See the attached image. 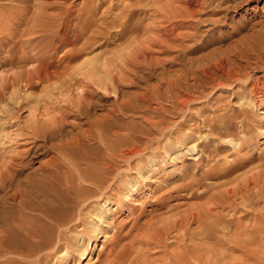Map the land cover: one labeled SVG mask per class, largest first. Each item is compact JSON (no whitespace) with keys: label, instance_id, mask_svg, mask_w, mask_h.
Returning <instances> with one entry per match:
<instances>
[{"label":"rangeland","instance_id":"rangeland-1","mask_svg":"<svg viewBox=\"0 0 264 264\" xmlns=\"http://www.w3.org/2000/svg\"><path fill=\"white\" fill-rule=\"evenodd\" d=\"M185 1L189 0H0V131L6 136L3 139L5 144L0 143V162H3L1 158H4L6 152L17 154L21 149L29 148V145L18 144L13 140L17 133L23 134L21 139L26 140L29 134L27 127L34 120L41 119L46 112L63 111L66 106L77 102V88L87 81L82 77L72 79L66 74L78 71L77 68L83 64L82 55L87 57L86 61L92 60L95 66L110 72L119 80L116 94H107L99 89L102 98L98 113L100 110L106 112L116 102L127 101L132 109L120 114V122L124 128L131 129L133 142L142 150H139L141 156L133 155L130 162L125 158H118L117 171L122 173V177L133 174V171H137L139 160L147 156V164V159L152 158V154L156 158V163L151 165L150 174L137 181L134 194L123 188L120 180L115 182V186H109L106 195L110 197V205L112 208L118 205V209L111 214L113 222L108 227V233L112 236L104 242V237H99L96 245L94 244L96 250L93 249L88 260H82L81 264H118L116 259L124 252L135 253L137 250L141 253L137 251L135 256L141 263L135 264H264L263 199L255 196L257 205L254 209H246L240 199L233 205L211 206L212 195L222 189H210L201 194L199 191L205 185H217L244 174L252 166H257L258 157L264 155V137L260 130L261 127L264 129V119L259 118L264 114L261 112L264 110V103L259 105L258 110H254L249 120L236 117V113L239 114L242 109V101L239 100L242 95H249L253 89L264 92V0H234L239 5L226 12L227 15H222L223 22L214 27V31H207L209 25L206 23L197 24L201 39L208 41L201 43L197 54L190 56L196 57L194 66L180 48L183 45L182 37L188 33L192 22ZM211 33H214L213 37H204ZM71 48L75 55L71 53L69 58L60 57L65 50ZM144 53L149 54L145 59L152 57L158 64L151 67L141 64L142 58L138 60V57ZM167 60H172L168 64L172 65L169 69L166 67L168 65H164ZM223 61L228 62L224 65L228 72L233 74L237 70L243 79L231 87L225 85L214 88L210 77L215 75L222 78L224 72L217 69V64L221 65ZM131 62L140 63L136 71H133ZM42 65L49 68L50 72L58 71V76H65L59 79L49 77L48 80L40 78L37 71ZM33 72L35 73L31 78ZM183 72L190 79L188 85H192L194 80L191 81V78H195L193 76L197 77L195 88L190 86L191 92L198 95L197 101L183 106L181 103L185 96L181 95L182 98L179 97L178 101L180 104L176 106L166 82L177 79ZM156 86H159L157 92L151 91ZM179 87L181 91L183 89L187 92L186 84L181 83ZM146 92L148 98L143 97ZM257 100L259 101L258 98ZM179 105L183 107L180 108ZM143 114L159 123V128L158 124L155 125L157 129L149 125L141 116ZM230 118L232 119L229 121ZM77 121L69 119L71 130H77L73 128ZM170 121L175 128L168 125ZM78 124H82V121ZM220 126L222 130H218ZM163 127L167 130V135L166 130H162ZM156 130L161 133L158 135ZM171 131L174 132L171 133L172 136L169 134ZM184 133L188 135V142L175 147L169 157L166 149L170 148V142L178 139L182 141ZM119 134L123 136L129 134V131L120 130ZM199 134L208 135L209 139H198ZM169 136L173 139L170 142ZM226 137L242 141L241 147L233 148ZM240 137L243 139H239ZM251 138H255L252 145L246 146L244 142ZM165 140L167 144L161 143ZM195 141L198 143L197 149L186 151ZM201 147H204V153ZM181 150L188 153L184 154ZM180 151L181 154H178ZM53 155L56 156L55 152L40 156L39 162L32 163V170H37L40 161L44 162ZM128 167L131 169L128 170ZM35 175L37 184L31 188L26 199L32 208L26 210V213L32 217L38 214L35 209L39 205L46 204L48 207L51 202L62 200L58 186L41 174H37V177ZM152 178L155 182H151ZM261 183L263 185V180ZM252 192L256 194V190ZM97 195L99 193L92 197ZM111 198L116 203H112ZM91 205L92 203L87 204L84 212L82 211L85 220V224L81 225L83 230L79 226L67 231L66 237L73 240V243L88 229V220L91 211H94ZM4 211L17 217L19 207L10 205ZM191 215H195L199 221L194 220ZM173 219L183 221L182 226L172 228ZM167 222L169 223L166 224ZM206 223H214L215 227L205 228ZM17 238L23 240L21 234ZM73 247L67 250L61 247L55 258H50L46 264L58 263L66 251H71L70 254L74 255ZM72 260L73 257H70L68 264L75 263ZM94 260L96 261L93 263Z\"/></svg>","mask_w":264,"mask_h":264},{"label":"bare ground","instance_id":"bare-ground-1","mask_svg":"<svg viewBox=\"0 0 264 264\" xmlns=\"http://www.w3.org/2000/svg\"><path fill=\"white\" fill-rule=\"evenodd\" d=\"M233 1L234 0H189V1H185V3L187 4V9H188V16L190 17V19H192V22H191V27L188 30V33L182 37L183 45H181L180 48L182 49L183 54H185V57H188L191 59V63H192L191 65L194 66L195 61H197V60L195 59L196 58L195 56H194V58H192L190 56L193 54L194 55L197 54L199 47L203 43H206L208 41L205 39L203 41L202 40L203 38L201 39L200 29L198 28L197 24H199L201 22L206 23L209 25L207 28V31H211V30L214 31V27H216L217 25L220 26L222 24V22H223L222 15L224 13L226 14V12L230 11L231 8L234 9L236 6L239 5L238 3H236L235 1L233 2ZM257 1H259V0H257ZM202 32H204V31H202ZM208 36L213 37L214 33H211L207 36L205 35L204 37H208ZM93 37H96V36H93ZM88 43H91V42H88ZM76 50L78 51V49H76ZM73 51H74V49L72 50V48H71V50L70 49L65 50L60 57H63V58L68 57L69 58L70 57L69 55H71V53L74 54ZM148 55L149 54L144 53L142 56L138 57V60L140 58H142L141 64L150 65L149 67L154 66L155 64H158V63L154 62V59L152 57L150 59H147V58L145 59V57ZM77 56H79V54ZM83 57H84V60L82 61L83 62L82 65H84V66H82V65L80 67L78 66L79 67V68H77L78 71H75V70L72 71L71 70L72 71L71 74L70 73L66 74V75H68V77H71L72 79L73 78L77 79L78 77H82L84 80L87 81V83H85V84L83 83L84 85L81 84L82 86L80 85L77 88V91H76L77 92L76 94L78 97L77 102H75V104L72 106L69 105V103H68L69 106H66L65 110H63V111H56L55 113L54 112H51V113L46 112V113H44V115L42 114L43 116H41L42 117L41 119L38 118L37 120H34L32 122V124L30 123L31 125H29L27 127L26 131H28L29 134L27 135L26 140L21 139L23 134L17 133L15 135V137L13 138V140H15L16 143H18V144L22 143V145H29V148H27L26 150L21 149L22 151L21 150L18 151L17 154H13V152H10V151L6 152V154L3 153L4 158H1V159H3V162H0V264H37V263L46 264V262H49L50 258H55V255H57L59 253L58 250L61 247L62 248L64 247V248H66L65 250H67L71 246H74L73 247L74 249L72 248L74 250V255H73V253L70 254L71 251L70 252L66 251L67 253L65 252L66 253L65 256L60 258L59 262L57 260L58 263H56V264H68L70 257H73V260H75V263L73 262L74 264H81L82 260H84V261L88 260L87 258L91 256L92 250L93 249L96 250L94 247V244L96 245L99 237H104L102 239L104 242L105 240H107L108 238H111V236H112V235H109V233H108V227L113 222L111 219V217H112L111 214L114 210L118 209L117 208L118 205H117V207L113 206V208L110 205V201H109L110 197L106 195L107 194L106 191L109 190L108 189L109 186L110 187L115 186L114 185L115 182L120 180L122 182V187L127 189L128 192H131L132 194H134L135 191L133 192V190L136 188V184H138L137 181L141 178H144L145 175H149L150 172L152 171L151 165H154L156 163V158L155 157L153 158V154H152V158L147 159L148 160L147 162L150 164V166L148 163L147 164L145 163V161H146L145 158L147 156L146 157L144 156L145 157L144 159L139 160V164L137 166V171H133V174L129 173L128 175L127 174L124 175L125 177L124 176L122 177V175H121L122 173L119 170L117 171V168H119L118 167V165H119L118 161L120 159L125 158L128 162H130L131 160L129 161V159H131L133 155H136V154L140 155L139 150H141V149H139L140 147H138L136 145V143L133 142L132 132L130 131L131 129L129 127L124 128L123 124H121V122H120V120H121L120 114L121 113L125 114V112L127 110H132V109L130 107V103L127 101L122 102V103L115 101L116 102V103H114L115 105H112L109 108H107L105 110L106 112H104V110H100L101 112L98 113V107L101 106L100 105V99L102 98V94L99 92V89H101V91L103 90V91L107 92V94H108V92L110 94L112 92L115 93L116 89L119 86V80L117 77L115 78L114 76H112L113 74H111L110 72L104 71L103 69H100L97 66H95L93 64L92 60L86 61L87 57L82 55V59H83ZM93 59H97V58H93ZM172 60L174 61L175 59H172ZM167 61L169 63L167 62V64H164V65L170 64L171 61H169V60H167ZM224 62L225 61H223V63L221 65H219V63L217 64V66H219L217 69H221L224 72V75L222 76V78L215 76L213 73L212 74L214 75V77L213 76L210 77L211 81L213 82L212 85L214 88H219V87H222L225 85H229L231 87V86H234L232 84H237L238 82H240V80L243 79L242 78L243 76L237 70H234V73L232 74V72L230 71L232 69L231 68L230 70L228 69L231 73L228 72L225 69L227 66L224 67V65L227 64L228 62H225V63ZM100 64H102V63H100ZM131 64H133L132 65L133 71H136L137 68L139 67L140 63H138V62L132 63L131 62ZM103 65H105V64H103ZM170 66H172V65H168L166 67L168 68ZM193 66H191V67H193ZM188 67H190V66L188 65ZM163 68H165V66ZM38 69H37L38 71L36 70L38 72V76L40 78L45 79V80H48L49 77L59 79V78L65 76L62 74H61V76H58V74H59L58 71L56 72V71L51 70L52 72H50L49 68L47 69V68L43 67V65L39 66ZM193 69H194V67L192 68V70ZM102 70L104 71L103 73H102ZM217 71H219V70H217ZM186 72L181 73V75H179L177 79L168 80L169 79L168 78L167 79L168 81L166 82L167 83L166 86L168 87V88L167 87L166 88L172 94L173 103L176 106H178V104H180V102H178V101H179V97L182 98L181 95L185 96V98L183 99V102L181 103V104H183V106L187 105V103H189V102L191 103L193 101H195V102L197 101L196 97L198 95L192 93L190 90L191 87L195 88L197 77L193 76L196 78V80H195V78H191V81L194 80L195 83L193 81V83H191L192 85H188L190 82L189 81L190 79L188 80L189 77L188 78L186 77L187 76L185 74ZM204 72H206V71H204ZM34 73L35 72L32 73L31 78H32ZM56 73H58V74H56ZM124 74L126 75V73H124ZM165 79H166V77H165ZM181 83L184 85L186 84L187 92L186 91L184 92L183 89H182V91L180 90L181 88L179 86ZM254 86L255 85H253V88H254ZM158 87L159 86H156L154 88L152 87L153 89L151 88L152 90L151 89L150 90L153 92H157ZM2 89H4V88H2ZM139 96H140L141 100L143 97H146V98L149 97L148 92H146L143 97H141V94ZM257 98L259 99V101L261 103H259ZM239 100L242 101V109L239 111V114L236 113V117H242L243 120H249L250 116H253L252 114H253L254 110H258L259 105L264 103V92L253 89L249 95L244 94L241 96V98ZM70 104H72V103H70ZM183 106L179 105L180 108ZM184 109H186V108H184ZM186 111L188 112L189 110L186 109ZM186 111H184V112H186ZM256 112H259V111H256ZM261 112L264 113V110ZM171 114H173V113L171 112ZM177 114H178V112H177ZM141 116L143 117V119L147 120V122L150 123L149 125L153 126V128L157 129V127L155 126L157 124H158L157 126L159 128V123H156L155 121L153 122V119L150 116H148L146 114H143ZM234 117H232V118H234ZM70 118H73L75 122L77 120H79V121H77L76 124L75 123L73 124L74 125L73 128L74 129L77 128L76 131L71 130L72 127H71V129L69 128L71 123L68 121ZM232 118H230L228 120L230 121ZM259 118L264 119V114L262 115V117L260 116ZM193 120H194V118H193ZM80 121H82L83 125L78 124V122L80 123ZM232 121H235V120H232ZM240 121H241V119H240ZM188 122H190V121H188ZM161 124L162 123H160V125ZM165 124H163V125L165 126ZM170 124H171V121L168 125L173 127V125L172 124L170 125ZM177 124H179V121ZM186 124H189V123H186ZM226 124H228V122ZM174 125H175V123H174ZM247 125H248V122H247ZM175 127H173V128H175ZM178 127H179V125H178ZM225 127H226V125H225ZM149 128H151V127L149 126ZM261 128H260V130H261V133L263 134V137H264V129H261ZM219 129L222 130V127L221 126L218 127V130ZM120 130L129 131V134L122 136L119 134ZM158 130H161V129H158ZM162 130L165 131L166 129L163 127ZM162 130H161V132H163ZM157 132H155V133H157ZM161 132L159 131L157 134L159 135ZM165 132H167V130ZM172 132L173 131H171L169 134H171ZM181 133H183V132H181ZM167 134H168V132L166 133V135ZM173 134H174V132H173ZM225 134H227V133H225ZM182 135H184L181 139L182 141H180L179 139L173 140L171 138L172 134H171V136H169V138H168L169 142L171 140H173L172 142H170V144H171L170 148L166 149L167 150L166 152L168 153V155L170 154L169 157L172 154L171 151L174 152L173 150H175V147H177L179 145L183 146L182 143H185V141H187L188 135L186 133H184ZM233 135H231V136H233ZM231 136L229 135V137H231ZM243 136H245V134ZM243 136H241V137H243ZM12 137L13 136H11V138ZM25 137H26V134H25ZM207 137H208V135L199 134L197 138L202 139V138H207ZM241 137L239 139H241ZM4 138H6V136L1 134V131H0V143L3 142ZM17 138L20 140L18 141ZM226 138H228V137H226ZM244 138H246V137H244ZM165 139H167V137ZM175 139H177V138H175ZM198 139L196 141H198ZM208 139H209V137H208ZM220 139H223V138H220ZM237 139H238V137H237ZM254 139H252V138L247 139L244 142V144L246 146H250V145H252V142ZM147 140L148 139H146V141ZM196 141L193 145H190V147H188L186 149V151L196 150L197 146H198L197 145L198 143ZM159 142H160V140L156 143H159ZM228 142L232 144L233 148H236V147L239 148V146L241 147V144H242V141H238L233 137L228 138ZM240 142H241V144H240ZM161 143H166V140H165V142H161ZM201 148H202L201 150L203 152L204 147H201ZM229 148H231V147H229ZM163 149H164V147H163ZM198 150H199V148H198ZM181 151H183V150H181ZM181 151L179 153L178 152L177 153L181 154ZM50 152H55L56 156L53 155L48 160L47 159L45 161L42 160L44 162L40 161V163H39L40 166H38L39 168L37 170H34V169L32 170V168H33V167L31 168L32 163L39 162L38 159L40 156L46 155L47 153L49 154ZM183 152H184V154L188 153V152L185 153V151H183ZM146 155H148V154H146ZM168 155H166V156H168ZM148 156H150V155H148ZM118 158H120V159H118ZM239 158H240V155H239ZM126 160H124V161H126ZM165 160H166V158H165ZM173 160H174V158H173ZM124 161H123V163H124ZM167 161H168V159H167ZM175 161H176V159H175ZM234 162H232V163H234ZM243 162H245V161H243ZM172 163H173V161H172ZM245 163H247V162H245ZM237 167H238V165H237ZM30 168H31V170H29ZM130 169L131 168L128 167V170H130ZM161 169H163V168H161ZM263 169H264V155L261 154L258 157L257 166H252L246 172L244 170L243 171V172H245L244 174L235 176L234 178L229 179L228 181L224 180L225 182L223 181V183H220L217 185H213V184L208 185V186L205 185V187H203L202 190L199 189L200 194L205 193L206 191H208L210 189H217V190L222 189L219 192H214V194L212 195L213 199L210 201V204H212L211 206H213V205L217 206L218 204L233 205L235 203V201L240 199L241 200L240 202L242 204H244V206L247 207L246 209H254L257 205L255 203V199H256L255 196L256 195L260 196L258 198H261L264 201V183H263V185H261L262 180L264 182V172H263L264 170ZM125 170H126V173H128L127 168ZM157 171H160V170H157ZM34 174H36L35 175L36 177H37V174H41L49 182L58 186L60 189L59 192L62 196V200L53 201L50 204H48V207L46 206V204L44 206L39 205L35 209L38 214L35 217H32V216L27 215V213H26L27 212L26 210L32 209L31 203L27 202L26 199H27V194L31 191V188L35 184H37V181H38V180H36L37 178H35L33 176ZM151 174H153V173H151ZM190 176H192V174H190ZM225 176H226V174H225ZM151 182H155V179L151 180ZM157 182H158V180H157ZM39 185H40V183H39ZM91 186H93L94 188L91 189L90 188ZM193 188H192V191L194 190ZM138 189H140V187ZM253 190H256V194H254V192H252ZM124 191H126V190H124ZM251 192L253 193L252 196H251ZM96 193L97 194L99 193V195H97L96 197H92V195L96 194ZM138 194H139V191H138ZM128 195H130V194H128ZM112 201H113V199H112ZM256 201H258V200H256ZM91 203H92L91 207L94 208V211H91V214L89 213L91 216L89 215L90 220L87 219L88 220V226L86 228H88V229H87V231H85V233H81L80 235H79V233H80L79 232L78 238L77 239L75 238L76 240L73 243L72 242L73 240L71 241L70 239H68V237H66L67 231L71 230L72 228L77 229L79 226H80L79 229L80 228L82 229L81 225L85 224V220L83 219L82 211L84 210V207L87 204L89 205ZM112 203H116V202L113 201ZM14 204L19 207L17 217H15L13 214L8 215L4 211L5 208H7L10 205H14ZM242 204H241V206H242ZM121 205H119V206H121ZM210 209H212V207ZM87 212H88V210H87ZM191 216L193 217V215H191ZM263 216H264V214H263ZM192 217H190V218L192 219ZM193 219L194 220L196 219L197 221H199V218H196L195 215H194ZM173 220H172L173 221L172 222V228H175L177 226H182L183 221L175 220V219H173ZM168 223L169 222H167L166 224H168ZM113 225H115V223H113ZM185 226H186V224H185ZM112 227H111V229H112ZM214 227H215L214 223H211L210 225L206 223L205 228H211L212 229ZM158 229L160 230V227ZM70 233H72V232H70ZM19 234H21V236L23 237V240H18L17 237L19 236ZM153 239H154V237H153ZM23 242H28V243H23ZM134 250H136V249H134ZM137 251H135V253H137ZM138 252H140V251H138ZM135 253L131 252V253L126 254V252H124L122 255H120V257H118V258L115 257V258H117L116 262H118V264H135L136 262H138L137 261L138 258H137V256H135ZM62 254H63V251H62ZM95 261L96 260H94L93 263ZM138 263H141V261Z\"/></svg>","mask_w":264,"mask_h":264}]
</instances>
